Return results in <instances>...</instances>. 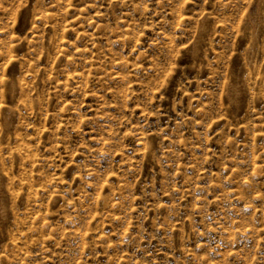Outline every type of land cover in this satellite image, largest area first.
I'll return each instance as SVG.
<instances>
[{"label":"rangeland","instance_id":"rangeland-1","mask_svg":"<svg viewBox=\"0 0 264 264\" xmlns=\"http://www.w3.org/2000/svg\"><path fill=\"white\" fill-rule=\"evenodd\" d=\"M0 264H264V0H0Z\"/></svg>","mask_w":264,"mask_h":264}]
</instances>
